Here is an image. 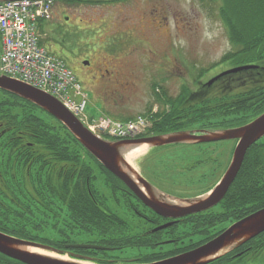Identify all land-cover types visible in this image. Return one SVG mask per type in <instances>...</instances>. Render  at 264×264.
I'll list each match as a JSON object with an SVG mask.
<instances>
[{
    "label": "rangeland",
    "instance_id": "1",
    "mask_svg": "<svg viewBox=\"0 0 264 264\" xmlns=\"http://www.w3.org/2000/svg\"><path fill=\"white\" fill-rule=\"evenodd\" d=\"M155 8L162 13L156 14ZM218 8L216 4H206L200 0H118L104 4H68L58 0L53 4V14L57 18L55 16L53 19L51 28L45 29L48 37L43 43L66 60L73 55L86 60V54L91 53L95 64L115 67L130 81L128 85L117 87L118 94L105 99V103L90 94L87 112L92 117L103 113L112 119L126 121L138 115H146L155 125L159 120L156 117L158 113H169L174 110V104H177L178 115L184 113L185 116L181 120V126L200 130L211 124H224L257 112L252 107L236 111L230 106L245 90L244 86H239L237 90V86L234 87L232 93L217 86L206 90L209 97L193 96L198 85L207 83L228 69L236 68V64L257 60L264 63V42L258 49L254 45L247 47L243 54L235 58L239 47L230 40ZM76 23H79L77 28L74 26ZM65 28L71 32L75 30L70 39L63 33ZM54 39L65 41L66 46L60 47L53 42ZM61 40L57 41L62 42ZM81 64L84 66L83 62ZM169 98L175 102H170ZM252 100L254 99H250V104L253 103ZM41 114L50 120L48 114ZM236 145L234 141H227L168 150L157 149V152L151 154L147 149L144 156L134 161V168L159 188L176 194L199 195L209 188L211 190L222 179ZM6 154L9 153H5L3 157V153H0V160L4 163L9 160ZM257 173L260 183L264 185V166L259 167ZM37 174L33 170L31 182L34 188L39 186V181L35 178ZM93 188L105 195L109 207L126 219L130 234L142 236L147 233L146 230L150 227L147 222L137 213L134 217L127 214L123 203L118 206L107 194L102 179L95 180ZM34 197L35 194L32 198L23 196L19 203L9 205L8 210L4 207L5 200L0 193V226L8 231L23 229L24 233L33 234L39 242L52 243L69 239L77 244H87L95 239L94 235L74 236L70 229L66 236L60 233L57 229L62 228V223L53 228L56 220L49 216L54 214L45 209L48 199L42 198L41 194H38V201L33 200ZM219 214L229 216L227 212ZM192 221L199 223L201 219L195 217L186 225L180 226L179 233L183 236L178 235L175 244L164 241L165 245L159 246L156 241L154 248L136 246L112 250L109 253L114 257L110 258V262L119 263L118 261L123 262L133 257L159 254L162 250L173 248L180 239H184L186 243L197 241L217 228L210 219L207 221L208 226H203V235H199L198 231L194 234ZM36 224L40 226L34 230L32 227ZM63 255L69 260L95 264L91 260L68 253ZM254 263L264 264V255L254 260ZM0 264L10 263L0 257Z\"/></svg>",
    "mask_w": 264,
    "mask_h": 264
},
{
    "label": "trees",
    "instance_id": "2",
    "mask_svg": "<svg viewBox=\"0 0 264 264\" xmlns=\"http://www.w3.org/2000/svg\"><path fill=\"white\" fill-rule=\"evenodd\" d=\"M58 1V0H57ZM70 4H97L106 2H118V0H59ZM123 1V0H119ZM203 3L216 4L219 6L218 14L224 22L233 41V45L239 47V53L235 58L245 52L247 47L254 45L256 49L264 42V0H200ZM1 37V36H0ZM258 51V50H257ZM240 59V58H238ZM193 97V96H192ZM241 98V99H240ZM238 97L237 101L230 106L236 111L244 107H252L250 101L242 100ZM175 102L173 99H168ZM172 104V103H171ZM264 110V106L261 111ZM42 112L49 115L50 120L41 116ZM179 109L174 104V110L169 113H158V121L155 122L153 131L155 133H164L174 129L183 128L181 120L185 117L184 113L178 115ZM256 113L247 115L240 119L226 121L224 124H211V126H234L246 123L254 118ZM0 124L10 127L7 134L1 137L0 153L8 155V163L12 161H23L24 170L31 165V160L37 158L33 164V170L38 172L36 179L39 181L38 194L42 198L48 199V204L55 206L50 209L54 215L49 217L56 220L52 225L60 233L66 236L70 229L74 236L87 234L95 236L94 240L88 241L89 244H96L105 247H111L110 250H96L87 248H68L73 244L69 239L59 242H41L52 245L55 248L73 250L91 259H96L100 264H108L112 250H122L123 248L140 246L156 247L157 239L167 237L158 233L147 232L145 235L136 236L129 233V224L125 218L112 210L107 204L105 195L99 194L97 189L93 188V182L102 179L103 186L107 189L109 197L117 203H123L126 213L135 216L134 203L129 194L127 186L117 178L113 173L106 169L91 153H89L71 134V132L55 117L41 109L39 106L0 88ZM25 134L24 139L34 140L37 147L41 150L39 153H19V143L23 137L19 134ZM31 134V135H30ZM33 134V135H32ZM38 154V155H37ZM70 159V160H69ZM65 161L71 162V181L68 182L65 171L53 170V166ZM51 165V167H49ZM264 166V144L258 146L255 143L249 148L242 168L237 178L233 182L230 192L238 196L240 200L243 196L247 197L249 210L247 214L258 210L264 206V185L258 178V168ZM101 174V177H100ZM55 175V178L53 179ZM138 202L139 199L136 198ZM143 205V204H142ZM138 211V209H137ZM4 212V211H3ZM5 214V212H4ZM195 222V221H194ZM192 224L195 229L193 233L200 232L203 235V226L200 222ZM40 225L36 224L32 228L37 230ZM0 230L11 235L38 241L33 234L24 233L23 229L17 231H8L0 226ZM195 231V232H194ZM177 245V243H176ZM175 245V246H176ZM171 253L179 252L183 249H177ZM242 256L238 257L235 253L240 252ZM168 253V252H167ZM166 253H151L142 260H157L167 257ZM264 255V233L243 244L241 247L225 254L224 256L208 264H242L245 256L257 257ZM0 257L10 264H24L3 254ZM239 258V260H236Z\"/></svg>",
    "mask_w": 264,
    "mask_h": 264
},
{
    "label": "water",
    "instance_id": "3",
    "mask_svg": "<svg viewBox=\"0 0 264 264\" xmlns=\"http://www.w3.org/2000/svg\"><path fill=\"white\" fill-rule=\"evenodd\" d=\"M5 1L11 0H0V2ZM252 67L257 66H240L225 71L211 79L208 84H212L226 74ZM0 88L39 106L59 120L78 142L106 169L119 178L144 205L160 216L175 220L208 210L218 204L235 180L248 149L264 137L263 112L252 121L232 128L179 130L137 139L112 141L91 132L57 98L39 88L6 75H0ZM234 139L238 140V144L226 173L211 192L196 198L181 199L159 191L125 159L126 152L143 144H147L148 150H151L170 145L210 143ZM172 224V222L167 223L155 230L167 228ZM262 233H264V207L239 219L222 233L194 249L154 262L130 264H208ZM70 247L96 250L109 249L94 244H77L70 245ZM35 249L56 252L61 255L66 253L64 250L51 245L12 236L0 230V253L24 264H89L44 254L35 251Z\"/></svg>",
    "mask_w": 264,
    "mask_h": 264
},
{
    "label": "flooded vegetation",
    "instance_id": "4",
    "mask_svg": "<svg viewBox=\"0 0 264 264\" xmlns=\"http://www.w3.org/2000/svg\"><path fill=\"white\" fill-rule=\"evenodd\" d=\"M156 14H161V10L158 8L154 9ZM56 18L57 15L55 14ZM54 16V18H55ZM62 26V25H61ZM76 28L79 26V23H76L74 25ZM75 30H71L65 28L64 32L68 39H70L71 35ZM62 36V35H61ZM56 40V41H55ZM57 40L61 39H54L53 42H55L60 47L66 46V42H58ZM52 41V40H51ZM76 44H72V46H75ZM79 55H73L72 57H67L68 64L74 69L76 72L78 78L83 83L85 89L88 90L89 94L99 98L103 103H105V99H108L112 95H117L118 90L117 87H122L124 85L130 84V81L126 77H124L123 73L120 72V70H117V68H113L111 66H108L107 64H95L93 61V57L91 53L86 54L85 57H88L85 59H80ZM85 61V62H84ZM84 63V66L81 63ZM243 65H257L255 68H248L246 70H239L237 72H232L229 74H226L222 76L220 79L216 80L212 84L207 83H201L198 85L197 90L194 92V97H209L210 94L208 91H206L208 88L212 87H221V89L225 90L228 93H232L234 90V87H236V90L239 86H244V91L241 92V95H243L242 100L250 101V99H254L252 109L257 110L256 115L261 114L263 111H261L262 107L264 106V63L260 61L255 62H246L244 64H236L234 66H243ZM124 80V81H123ZM121 85V86H118ZM200 98V99H201ZM241 99V98H240ZM239 125L234 126H207L206 128L200 129V130H215V129H225V128H231ZM10 127L6 126L5 124H0V142L1 137L7 134ZM174 130H194V128L191 127H183L180 129H174ZM172 130V131H174ZM31 135V134H30ZM33 135V134H32ZM155 135V134H152ZM20 137H23L21 142L19 143V148L16 152L19 153H39L41 150L37 147V142L34 140H26L24 139L25 134L21 133L19 134ZM227 141H234L238 142V140H222V141H216L211 143H186V144H178V145H172L168 147H164L161 149L168 150V149H175V148H185L190 146H197V145H207V144H216V143H223ZM258 146H261L264 144V138L259 140ZM158 149V150H161ZM150 154L157 152L156 149L149 150ZM233 153L234 150L230 154V162L229 165L233 159ZM149 154V153H148ZM38 155V154H37ZM20 159V158H19ZM17 159V161H12L10 163L6 162L4 163L2 160H0V193H2L4 200V207L5 209L9 210V205L19 203V200H22L23 196H29L30 198L33 197L35 194V197L33 200L38 201V189L34 188L31 180L33 175V164L35 163L37 158H33L31 161V165L28 166L25 170L23 167V161H20ZM70 160V159H69ZM228 165V167H229ZM51 167V165H49ZM227 167V169H228ZM58 169L60 172L65 171V174L67 176L68 182L71 181V162L65 161L64 163H59L57 166H53V170ZM227 171V170H226ZM226 173V172H225ZM142 175V173H141ZM53 179L55 178V175ZM145 177L144 175H142ZM155 188H157L159 191H162L170 196H174L181 199H189V198H196L203 196L210 191H212L218 183H216L210 190H206L202 194L199 195H182V194H176L174 192H170L167 189L159 188L154 183H152L147 177H145ZM231 187L226 192L223 199L213 206L212 208L190 214L188 216L179 218L177 220L173 218H165L163 216L158 215L154 211H152L149 207H146L142 205L141 202H138L136 198H134L131 194L129 196H132L135 200L133 201L135 208V212L137 215L141 217L147 224L150 226L146 230V232L154 233L153 229L156 227H159L163 224L173 222L174 224L168 228H165L163 230L155 231V233L160 234L161 236H167L160 239H157V243H159V246L165 245L164 241H172L170 244H175L176 238L178 235L183 236L182 233H179L180 226L186 225L190 219L193 218H199L201 219V224H207V221H210L212 219V225H215L216 230L209 232L208 234L202 236V239L186 243L184 239H180L177 241V245L173 248L162 250V253L169 254L167 257H171L177 254H180L182 252L188 251L190 249H193L206 241L210 240L211 238L215 237L216 235L220 234L223 230H225L228 226H230L235 221L241 219L242 217L247 215V212L249 210L248 200L246 196H243L240 200H238V196L234 193L230 192ZM210 190V191H209ZM140 201V200H139ZM229 207V210L228 208ZM4 209V210H5ZM45 209H53L52 205L47 204L45 206ZM137 209L139 211H137ZM142 210V211H141ZM221 212H227L228 215H220ZM220 215V216H219ZM177 249H183L181 251H177L175 253H171L172 251ZM168 252V253H167ZM78 253V252H75ZM238 257H241V251L235 253ZM261 258L260 255L257 257H248L245 256L242 260V264H262V263H254V260ZM161 259V258H160ZM132 260V261H130ZM158 260V259H157ZM236 260H239L237 258ZM155 260H142L141 257H133L130 259H127L123 261V263H148Z\"/></svg>",
    "mask_w": 264,
    "mask_h": 264
},
{
    "label": "built area",
    "instance_id": "5",
    "mask_svg": "<svg viewBox=\"0 0 264 264\" xmlns=\"http://www.w3.org/2000/svg\"><path fill=\"white\" fill-rule=\"evenodd\" d=\"M52 18L51 0L0 3V73L51 93L99 134L134 138L151 126L147 117L119 122L87 113L88 95L66 62L40 44L39 22Z\"/></svg>",
    "mask_w": 264,
    "mask_h": 264
},
{
    "label": "bare ground",
    "instance_id": "6",
    "mask_svg": "<svg viewBox=\"0 0 264 264\" xmlns=\"http://www.w3.org/2000/svg\"><path fill=\"white\" fill-rule=\"evenodd\" d=\"M147 149H148L147 144L137 146V147L131 149L130 151L126 152L125 159L128 161V163H130L132 165V167H134V161L136 159H138L139 157L144 156L146 154L145 152L147 151ZM35 251H38V252H41L44 254H49V255L59 257L62 259H66V260L69 259V258H67V256L61 255V254L56 253V252H50V251L39 250V249H35Z\"/></svg>",
    "mask_w": 264,
    "mask_h": 264
}]
</instances>
